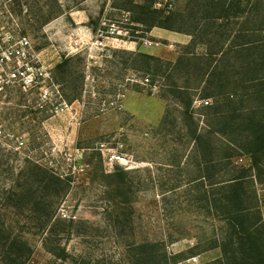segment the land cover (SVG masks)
<instances>
[{
  "label": "rangeland",
  "instance_id": "obj_1",
  "mask_svg": "<svg viewBox=\"0 0 264 264\" xmlns=\"http://www.w3.org/2000/svg\"><path fill=\"white\" fill-rule=\"evenodd\" d=\"M123 1L0 0V41H8L7 36L28 39L31 59L44 72L37 86L12 85L0 98L3 219L18 226V214L9 210L6 215L4 207L28 159L72 177L70 189L57 203L52 232L48 235L33 221L23 227L33 247L29 264H123L130 245L144 239L162 241L166 264H216L223 256L220 246L208 249L212 242L224 243L228 228L214 214V186L210 178L200 177L181 104L167 79L147 81L146 64L135 55L147 51L176 60L192 38L136 26L131 14L119 7ZM189 1L157 0V6L184 11ZM263 1L240 0L232 26L248 25V13L257 19ZM198 6L194 12L200 16ZM211 10L219 13L218 8ZM197 51L206 47L201 43ZM66 58L67 65L58 69ZM201 97L198 91L192 109L204 127ZM92 165L97 172L91 171ZM102 168L129 171L132 191L125 209L135 220L134 229L127 218L121 228L112 226L115 216L106 209L111 203L98 180ZM255 188L264 218V184L256 182ZM46 237L51 238L47 247ZM173 255L180 256L178 263Z\"/></svg>",
  "mask_w": 264,
  "mask_h": 264
},
{
  "label": "trees",
  "instance_id": "obj_2",
  "mask_svg": "<svg viewBox=\"0 0 264 264\" xmlns=\"http://www.w3.org/2000/svg\"><path fill=\"white\" fill-rule=\"evenodd\" d=\"M156 3L157 0H124L119 7L131 14L130 21L136 26L159 27L192 38L176 60L147 51L135 55L146 64L143 71L149 75L148 82L161 77L170 82L169 91L181 104L184 125L194 142L200 177L210 178L214 186L212 208L225 221L228 231L224 243L212 242L208 249L222 248L223 256L214 260L216 264H264V218L255 188L256 182L264 184V5L255 17L256 24L248 13L244 16L248 25L235 28L232 19L238 12L233 9L240 0H190L184 11H172ZM197 3L200 16L194 12ZM212 8H218L219 13L214 15ZM181 23L188 27L183 28ZM213 27L218 28L214 33ZM200 31L204 32L199 34ZM198 40L206 47L205 52L197 51L201 44ZM67 62L66 58L56 66L62 68ZM182 71L184 79L179 82L177 76ZM198 91L202 94L200 100H209L208 104L198 105L206 115L204 127L192 109ZM90 168L98 171L93 165ZM18 180L8 190L4 207L6 215L9 210L18 214V226L0 213V264H29L33 247L23 227L37 222L39 229L48 230L49 235L57 203L72 184L70 175L29 159ZM98 180L111 203L106 209L115 216L112 226L121 228L127 218L134 229L135 220L128 218L125 209L132 191L129 171L102 168ZM24 214L27 217H22ZM48 237L46 247L50 244ZM161 245L159 240L134 241L123 264H166ZM173 256L178 263L180 256Z\"/></svg>",
  "mask_w": 264,
  "mask_h": 264
},
{
  "label": "built area",
  "instance_id": "obj_3",
  "mask_svg": "<svg viewBox=\"0 0 264 264\" xmlns=\"http://www.w3.org/2000/svg\"><path fill=\"white\" fill-rule=\"evenodd\" d=\"M160 3H156V6ZM115 32V31H114ZM113 32V33H114ZM13 36V35H12ZM8 41H0V98L7 93L9 86L35 87L43 80L44 72L38 71L35 59L30 56L29 41L26 38L15 39L7 36ZM144 43L153 45V41L144 38ZM208 104L209 100H200V104ZM1 111V99H0ZM197 260V257H194Z\"/></svg>",
  "mask_w": 264,
  "mask_h": 264
},
{
  "label": "crops",
  "instance_id": "obj_4",
  "mask_svg": "<svg viewBox=\"0 0 264 264\" xmlns=\"http://www.w3.org/2000/svg\"><path fill=\"white\" fill-rule=\"evenodd\" d=\"M124 42H125L126 44H127V43H129V44H130V43H131V44H134V43H135V42H133V41L130 42V41H126V40H124ZM130 48H133V47H130Z\"/></svg>",
  "mask_w": 264,
  "mask_h": 264
}]
</instances>
